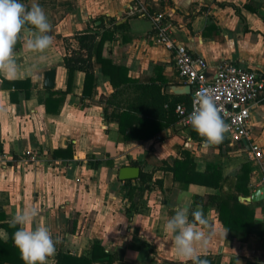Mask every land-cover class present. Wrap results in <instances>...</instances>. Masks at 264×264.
I'll return each instance as SVG.
<instances>
[{
  "label": "crops",
  "instance_id": "crops-1",
  "mask_svg": "<svg viewBox=\"0 0 264 264\" xmlns=\"http://www.w3.org/2000/svg\"><path fill=\"white\" fill-rule=\"evenodd\" d=\"M20 2L44 9L53 45L43 54L28 52L30 36L22 32L15 47L19 73H0V231L9 238L16 229L4 224L36 206L31 227L45 225L61 240L47 264H60L67 254L85 256L89 264H184L164 225L176 207L188 206L207 221L196 227L211 237L197 249L208 264H264V200H245L264 183V89L249 120L262 160L252 158L246 140L206 145L177 121L173 106L188 104L190 92H179L186 84L171 52L155 42L149 18L164 12L172 37L205 59L209 75L231 62L264 77V0ZM84 33L96 34L91 88L83 92L85 72L77 70L61 93L69 87L64 57L72 50L86 57L75 37ZM101 42L114 84L97 60ZM52 68L54 86L45 88L44 73ZM25 79L28 96L25 87L8 83ZM49 94L63 96L57 113L54 100L46 108ZM183 163L212 175V182L181 181L169 168ZM122 166H138V177L120 179ZM221 197L229 203L220 214Z\"/></svg>",
  "mask_w": 264,
  "mask_h": 264
},
{
  "label": "clouds",
  "instance_id": "clouds-1",
  "mask_svg": "<svg viewBox=\"0 0 264 264\" xmlns=\"http://www.w3.org/2000/svg\"><path fill=\"white\" fill-rule=\"evenodd\" d=\"M33 28L35 32L32 31ZM51 31L52 25L38 3L33 2L29 7L20 0H0V73L13 77L19 73L15 47L22 32L30 36L25 41L24 48L31 53L43 54L53 45V37L49 34ZM24 59L27 62V56ZM38 59L43 62L45 57L40 55ZM30 73L31 67L25 70V74ZM221 111L213 95L207 90L199 91L193 98V111L187 121L206 145L221 144L224 134L229 131V125L222 118ZM38 215V207L28 206L18 210L7 221L10 228L16 229L11 238L24 264H47L48 258L56 254V245L61 242L59 237L53 238L47 226L31 227ZM206 223L202 211L190 212L188 206L176 207L174 215L165 223L164 229L173 234L176 252L184 264L188 261L192 264H208L207 259L202 258L203 253L197 250L206 248L210 241V235L196 227L197 224ZM0 238L6 241L7 233L0 231Z\"/></svg>",
  "mask_w": 264,
  "mask_h": 264
},
{
  "label": "built area",
  "instance_id": "built-area-1",
  "mask_svg": "<svg viewBox=\"0 0 264 264\" xmlns=\"http://www.w3.org/2000/svg\"><path fill=\"white\" fill-rule=\"evenodd\" d=\"M149 18L155 42L171 52L178 75L190 86L189 103L177 102L173 106L177 121L191 127L187 117L193 111V98L199 91L207 90L222 109L221 116L229 125L225 138L233 143L248 141L247 147L252 158L262 160L263 150L252 139L249 120L250 107L264 89V77L255 70L241 68L231 62L221 63L216 72L209 75L205 59L193 54L172 37L173 25L164 12L150 14Z\"/></svg>",
  "mask_w": 264,
  "mask_h": 264
},
{
  "label": "trees",
  "instance_id": "trees-1",
  "mask_svg": "<svg viewBox=\"0 0 264 264\" xmlns=\"http://www.w3.org/2000/svg\"><path fill=\"white\" fill-rule=\"evenodd\" d=\"M79 40V45L86 49V57L84 58V53L80 52V50H72L70 51L69 56L64 57V64L65 67L68 70V86L64 91H60L61 93H65L70 89V84L72 82V78L74 76V73L77 70H83L85 72V82H84V90L83 92L88 93L93 79V71H92V65L90 63V49L94 45L95 33H84V34H78L75 36ZM101 49H102V42L98 43L96 54H97V60L101 62L102 66V72L106 73L108 72L110 74V81L111 83H115V74L111 68H113V65L111 63V60L108 58H104L101 56ZM5 83L6 80H3ZM11 87H14L15 89H20L25 87L26 96L30 94L29 88L30 83L29 79L25 80H15L8 82ZM53 94H49V99L46 100V108H48V101L54 100L55 102V112H59L62 107L63 102V96H59L58 98H52ZM64 95V94H63ZM175 105V104H174ZM53 106V105H52ZM51 106V107H52ZM50 109V106H49ZM174 171L175 175L178 179L181 181L189 182V181H198L200 183H211L212 181L209 179H212V175H207L205 173L200 174L196 172L193 169V163L192 164H182L181 166H177V169L173 167L169 168ZM208 178V179H207ZM214 183V181H213ZM220 211L221 214L222 209L225 205H228L229 200L227 198H220ZM4 226H8V224H4ZM10 228V227H9ZM12 233L10 234V237L3 241L0 239V259H6L9 258L11 261H14L15 264H24V261L21 259L19 250L15 247L13 240H12ZM59 261L60 264H89L90 260H88L87 257H77L73 256L71 254H67L64 257H62ZM1 263V262H0ZM2 264V263H1Z\"/></svg>",
  "mask_w": 264,
  "mask_h": 264
},
{
  "label": "water",
  "instance_id": "water-1",
  "mask_svg": "<svg viewBox=\"0 0 264 264\" xmlns=\"http://www.w3.org/2000/svg\"><path fill=\"white\" fill-rule=\"evenodd\" d=\"M55 82V69H49L44 73V87L53 88ZM179 92L189 93L190 86L185 85L179 90ZM246 144V141H244ZM248 148V147H247ZM140 168L138 166H122L119 169L118 176L120 179H130L138 177ZM247 201H261L264 200V183L253 190L249 196L245 197Z\"/></svg>",
  "mask_w": 264,
  "mask_h": 264
}]
</instances>
